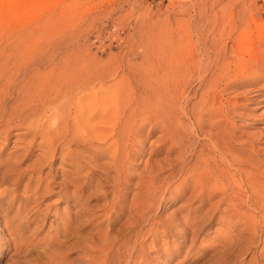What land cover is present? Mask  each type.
Here are the masks:
<instances>
[{
    "label": "rangeland",
    "instance_id": "obj_1",
    "mask_svg": "<svg viewBox=\"0 0 264 264\" xmlns=\"http://www.w3.org/2000/svg\"><path fill=\"white\" fill-rule=\"evenodd\" d=\"M198 7L216 11L221 25L247 20L251 26L243 42L230 45L228 57L236 55L249 62L264 54V0H0V50L4 49L0 64L23 61L18 53L8 52L16 47L40 49L44 43L46 47L57 43L58 49L73 42L69 52L77 63L84 56L91 61L89 67L94 60L111 75L98 86L110 87L124 75L129 84L118 89L120 102L132 106L140 92L136 83L145 61L143 46L152 36L194 41L196 35L190 29L194 18L199 27L211 25L198 18ZM60 52L54 62L57 71L62 69ZM37 63L39 73L48 72L44 59ZM254 73L248 72L250 78L247 73L238 78L241 87L222 91L220 96L223 103L227 98H239L238 109L245 114L233 119L235 135L255 141L257 147L253 159L247 145L232 142L238 148V159L264 164V103L258 102L264 97L253 105L249 102L251 92L264 94V73ZM155 79L153 84L162 86V80ZM197 82L186 87L192 112L202 109L207 96ZM98 86L96 104L88 90L87 96L77 100L79 105H73L79 108L70 110V124L75 121L96 128L89 131L90 136L108 135L111 127L112 103L105 101L106 94ZM207 119L205 116L202 123L204 133L196 134L208 154ZM224 120L220 122L225 124ZM21 131L13 128L7 142L0 134V146L6 144L0 162L15 163L26 154L25 144L17 141L26 143L30 138L19 139L16 134ZM177 134L182 143L186 132L178 130ZM161 135L156 128L142 139L136 160L124 161L117 171L122 172L121 179L110 156L93 157L92 146H71L72 158L86 164L79 170L73 159L62 164L59 153L53 164L44 158L45 163L39 162L45 149L35 144L30 159L18 161L23 181L15 186L12 179L17 175L0 180V264H264V257H258L264 247V221L253 200H264L260 197L264 196V183L250 182L256 185L250 200L238 174L229 185L224 179L222 188L216 190L207 184L196 189L186 186L178 173V141L159 142ZM99 143L94 141V145ZM187 157L188 167H192L196 158ZM30 176L34 181L27 185ZM36 180H41L38 188Z\"/></svg>",
    "mask_w": 264,
    "mask_h": 264
},
{
    "label": "bare ground",
    "instance_id": "obj_2",
    "mask_svg": "<svg viewBox=\"0 0 264 264\" xmlns=\"http://www.w3.org/2000/svg\"><path fill=\"white\" fill-rule=\"evenodd\" d=\"M229 16L231 17V14ZM198 18L201 22H211V25L208 24L209 28L199 27L198 19L194 18L191 21L193 24L191 23L190 26V29L195 33L191 34L196 35L194 41L153 36L147 40L149 46H143L145 61L143 68L140 69V79L136 83L140 92L138 98H133L134 104L132 106H125L120 102L121 95L118 93V89L129 84L124 75L110 87L98 86L111 75L94 60L89 67L91 61H88L84 56L80 57L81 63H77L75 61L76 56L69 52L70 47L74 45L73 42H66L62 48L58 49L57 43H50L47 47L44 43V48L40 47V49L26 45L24 49H18L15 46L13 51L9 50L8 52H12L11 54L13 52L18 53L19 58L23 61L19 64L15 62L16 60L11 64H8V61L5 62L6 64H0L2 65L0 66V134L4 136L7 142L11 130L21 128L23 131L17 133L16 136L19 139L21 137H29L30 139L26 143L25 141H17L25 144L27 150L21 160H17L15 163L0 162V180L6 181V177L17 175L16 178L12 179L14 185L16 186L23 181V174L18 168L20 165L18 161L30 159L35 144L38 148L44 147L45 149L38 161L42 162L41 160L44 158L46 160L44 161H49L50 164H53L56 153L60 154L62 164L71 161L70 159H73L71 153L73 144L92 146V156H110L117 173V171H121L124 161L128 163L136 160V153L139 151L142 139L149 136L154 129L159 128L162 134L159 142L168 140L175 144L174 142L178 141V143L176 142L179 147L178 157L181 160L178 173L183 176L182 184L190 185L194 189L204 187L207 184L216 190L219 187L222 188L225 183L224 179H226L227 184H231L228 181L236 179L238 174L250 193L248 199L250 200L251 193L256 189L253 187L256 185L250 182L264 183V166H262L264 164H259L257 160L238 159L239 155L235 154L238 148L235 150L232 142L247 145L248 150L254 156L253 159L257 156L255 155L257 147L255 141H251L249 138L243 140L239 137L240 135H235L233 119L245 114L238 109L239 98H227L223 103L220 93L240 88L242 83L239 80L245 78V74L248 72L249 74L264 73V54H261L254 61L250 59L251 62H247L245 57V60L235 58L236 55L228 57L229 53L227 54V52L230 45L238 46L241 41L243 42V35L246 31L251 29V26L246 24L247 20L244 23L231 21L228 26L221 25V20L216 11L213 9L206 10L202 7H198ZM224 20L222 21L224 22ZM59 50L61 51L62 63L60 66L62 69L57 71L54 62L57 61ZM3 51L4 49L0 50V53L4 54ZM238 54L240 55L239 52ZM40 59H44L49 66L48 72L43 74L39 73L41 69L37 61ZM14 68L19 69L18 73L12 72ZM248 75L246 78H250ZM156 77L162 80V86L153 84L157 80ZM238 78L240 79L238 80ZM194 80L207 90L202 109L199 108V111L196 110L198 107L194 109L197 113L190 111V96L186 90V87L191 85L190 82ZM247 84L252 86L250 83ZM97 86L103 89L102 93L106 94L105 101L112 103L109 123L111 127L108 135L90 136L89 131L96 130V128H86L75 121L70 124V110L79 108L73 105H79L80 101L77 102V100L87 96L88 90H91L93 104H96ZM173 87L177 90L173 91ZM220 89L222 90L220 91ZM251 93L250 97H247L251 98L249 102L252 105L255 104L257 98L264 97V94L259 93V91ZM201 98L203 99V97ZM259 100V103H264V98ZM10 101L13 102L10 104ZM244 107L247 111V106L244 105ZM262 107L264 106L261 105ZM205 116L209 118L207 121L210 124V129L206 133L207 144L210 149L208 154L204 153L202 143H198L196 134L197 132L204 133L202 123H204ZM222 118L225 119V124L220 122ZM147 125L149 128L145 134ZM191 126L196 127L195 133ZM178 130L186 132V137H183L182 143L178 140ZM182 136L184 135L182 134ZM94 141H99L101 144L94 145ZM198 144H200L199 147ZM5 145L4 143L0 146V152ZM248 150L246 149V151ZM187 156L196 158L192 167H188ZM73 160L77 162L76 166L79 170L86 167V164L81 161L78 162L76 157ZM37 164L34 165L37 166ZM117 175L121 179L122 172L117 173ZM149 179H151L149 182L151 184L152 177ZM26 181L27 185H31L34 178L30 176ZM36 182V188H38L41 180H36ZM150 186L147 185V187ZM47 187H50L49 184ZM255 192L258 193V191ZM253 200L254 207L260 210L261 221H264V200L258 198H253ZM259 255L258 257H264V247L260 249ZM256 263L259 264L258 261Z\"/></svg>",
    "mask_w": 264,
    "mask_h": 264
}]
</instances>
